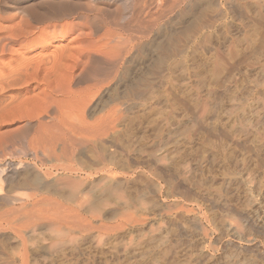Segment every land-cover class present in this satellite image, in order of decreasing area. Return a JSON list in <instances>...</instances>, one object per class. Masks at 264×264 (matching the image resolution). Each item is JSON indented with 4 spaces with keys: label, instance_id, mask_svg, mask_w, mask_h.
<instances>
[{
    "label": "rangeland",
    "instance_id": "1",
    "mask_svg": "<svg viewBox=\"0 0 264 264\" xmlns=\"http://www.w3.org/2000/svg\"><path fill=\"white\" fill-rule=\"evenodd\" d=\"M233 1L241 14L216 24L212 59L189 51L169 64L118 126L135 173L86 175L77 152L62 164L70 181L17 190L24 221L0 234L4 264H264V0ZM15 137L0 163L14 160ZM158 154L161 172L140 164Z\"/></svg>",
    "mask_w": 264,
    "mask_h": 264
},
{
    "label": "bare ground",
    "instance_id": "2",
    "mask_svg": "<svg viewBox=\"0 0 264 264\" xmlns=\"http://www.w3.org/2000/svg\"><path fill=\"white\" fill-rule=\"evenodd\" d=\"M232 1L0 0V146L10 148L9 137L20 141L8 155L14 160L0 163V234L22 229L14 207L26 200L15 192L68 182L74 170L64 163L77 152L89 165L86 175L117 181L116 173L133 174L139 163L118 147V126L152 86H164L169 64L189 51L212 59L216 24L241 14ZM195 120L210 137L218 135ZM142 163L162 171L159 154ZM35 197L30 206L40 203ZM4 252L0 241V264Z\"/></svg>",
    "mask_w": 264,
    "mask_h": 264
}]
</instances>
